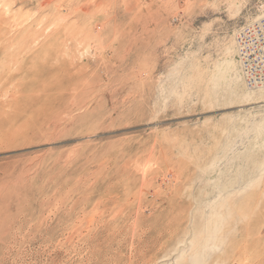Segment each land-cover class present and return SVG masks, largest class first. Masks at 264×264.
<instances>
[{"label": "rangeland", "instance_id": "374dc122", "mask_svg": "<svg viewBox=\"0 0 264 264\" xmlns=\"http://www.w3.org/2000/svg\"><path fill=\"white\" fill-rule=\"evenodd\" d=\"M263 15L0 0V264H264V90L234 44Z\"/></svg>", "mask_w": 264, "mask_h": 264}, {"label": "built area", "instance_id": "2783aa9c", "mask_svg": "<svg viewBox=\"0 0 264 264\" xmlns=\"http://www.w3.org/2000/svg\"><path fill=\"white\" fill-rule=\"evenodd\" d=\"M234 40L246 88L264 89V17L240 28Z\"/></svg>", "mask_w": 264, "mask_h": 264}, {"label": "bare ground", "instance_id": "6f19581e", "mask_svg": "<svg viewBox=\"0 0 264 264\" xmlns=\"http://www.w3.org/2000/svg\"><path fill=\"white\" fill-rule=\"evenodd\" d=\"M264 17V15L263 16H261L260 18H258L257 20H255L254 22H257V21H259L261 18H263ZM92 36V35H91ZM234 44H235V40H234ZM235 52L237 53V47H236V44H235ZM238 61V60H237ZM238 66H239V63H238ZM239 75L241 76V78L243 79V77H242V73H241V70H240V66H239ZM243 82H244V80H243ZM249 90V89H248ZM257 90H264V89H257Z\"/></svg>", "mask_w": 264, "mask_h": 264}]
</instances>
